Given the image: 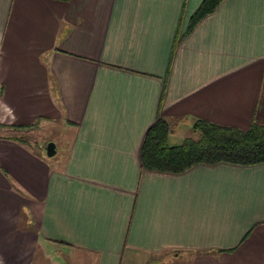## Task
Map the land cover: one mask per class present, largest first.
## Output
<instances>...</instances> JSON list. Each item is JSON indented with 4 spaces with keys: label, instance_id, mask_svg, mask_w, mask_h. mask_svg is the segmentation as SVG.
Returning a JSON list of instances; mask_svg holds the SVG:
<instances>
[{
    "label": "crops",
    "instance_id": "crops-1",
    "mask_svg": "<svg viewBox=\"0 0 264 264\" xmlns=\"http://www.w3.org/2000/svg\"><path fill=\"white\" fill-rule=\"evenodd\" d=\"M200 2L0 0V264H264V162L139 161L157 116L264 124V0Z\"/></svg>",
    "mask_w": 264,
    "mask_h": 264
},
{
    "label": "trees",
    "instance_id": "trees-1",
    "mask_svg": "<svg viewBox=\"0 0 264 264\" xmlns=\"http://www.w3.org/2000/svg\"><path fill=\"white\" fill-rule=\"evenodd\" d=\"M220 1L201 0L188 18L184 35ZM170 129L171 123L160 116L146 129L139 149L143 169L180 173L198 163L251 165L264 162V124L251 123L247 129H238L195 120L191 131L196 137H185L179 144H168Z\"/></svg>",
    "mask_w": 264,
    "mask_h": 264
},
{
    "label": "rangeland",
    "instance_id": "rangeland-1",
    "mask_svg": "<svg viewBox=\"0 0 264 264\" xmlns=\"http://www.w3.org/2000/svg\"><path fill=\"white\" fill-rule=\"evenodd\" d=\"M46 134V136L49 138V139H51V138H54V139H56L49 131H47V130H42V134ZM196 135V133L194 132V131H191V129H189L186 133H185V135L183 136V138H180V139H176V140H169L168 141V144H171V143H175V144H179V143H181L182 142V140L185 138V137H196L195 136ZM28 138V137H27ZM27 141H30V140H27ZM42 141H44V147H45V145H46V143L47 142H49V141H47L46 142V140H45V138L44 139H42ZM175 141V142H174ZM59 144V147H60V143H58ZM60 149H61V147H60ZM57 151L59 152L60 150H59V148L57 147ZM58 152H56V154L58 155ZM56 155V156H57ZM55 156V157H56ZM44 252H45V250H44ZM44 252H42V250H40L39 251V253L43 256V258H41V255H39V254H37L36 255V258L38 257V259L35 261V263L34 264H77V259H76V257H75V254H73V253H70V252H68L67 253V255H68V259H67V255H64V254H62L61 253V255L59 256L58 255V252H56V251H54V255H55V261H53V263H52V260L50 259V258H48L47 257V259H45L44 257H45V253ZM183 259L180 257V256H178L177 257V259H174V258H172V259H163L162 258V260L161 259H158L157 260V264H184L183 262Z\"/></svg>",
    "mask_w": 264,
    "mask_h": 264
},
{
    "label": "water",
    "instance_id": "water-1",
    "mask_svg": "<svg viewBox=\"0 0 264 264\" xmlns=\"http://www.w3.org/2000/svg\"><path fill=\"white\" fill-rule=\"evenodd\" d=\"M45 155L50 157L54 154L55 149H54V143L52 141H49L45 145Z\"/></svg>",
    "mask_w": 264,
    "mask_h": 264
}]
</instances>
